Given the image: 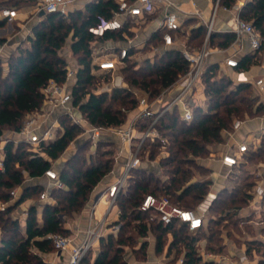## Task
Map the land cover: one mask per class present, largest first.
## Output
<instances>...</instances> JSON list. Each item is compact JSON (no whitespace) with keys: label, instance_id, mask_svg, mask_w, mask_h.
Instances as JSON below:
<instances>
[{"label":"trees","instance_id":"16d2710c","mask_svg":"<svg viewBox=\"0 0 264 264\" xmlns=\"http://www.w3.org/2000/svg\"><path fill=\"white\" fill-rule=\"evenodd\" d=\"M236 1L220 0V6L231 8ZM25 2L26 0H0V10L5 7L16 8ZM117 5L116 0H94L84 9H75L65 14L45 12L41 20L33 25L31 34L26 38L27 44L21 43L5 63L0 58V146L3 145L5 151L4 169L0 170V202L9 203L12 199V189L20 186L23 188L15 204L0 209V264H50L44 255L56 251V248L48 235H72L71 230L64 226L66 217L80 213L94 188L115 166V143L107 140L106 136L99 141L94 153L90 154L88 163V158L78 152L68 159L61 169L55 168L64 187L55 186L52 189L50 196L56 200L54 204L43 203L42 223L38 220L39 206L35 203L27 208L28 215L24 222L11 216L15 207L30 200L35 193L45 190L41 184H24L25 178L44 177L46 170L54 167L53 162L63 154L68 145L82 130L84 132V128L74 123L68 113L62 112L58 116L59 127L54 138L37 146L24 140H7L3 136L6 129L20 131L26 114L41 108L45 99L42 89L50 80L60 84L67 80L70 66L62 54L67 39H71L70 49L77 59L75 82L71 88V104L78 109L81 116L99 127L125 126L129 113L138 108L136 91L146 93L149 100L153 101L191 68L190 62L184 58L183 50L178 47H170L161 53H154L152 57L149 56L154 47L163 45L164 29H160L141 49L133 46L129 48L128 57L118 70L123 77L122 86H111L100 92L90 90L95 77L92 72L95 67V44L105 43L110 39L124 40V32L133 35L128 30L130 21L119 30L107 31L104 36L90 32L89 28L97 25L101 18H111L112 10L117 8ZM239 15L242 19L251 21L264 37V0L248 1L239 11ZM6 21L7 19L2 17L0 27H3ZM176 33L185 37L187 49L198 52L206 42L208 26L201 24L189 33L180 28ZM235 38L234 32L212 30L207 43L226 48ZM5 41L6 37H0V45ZM263 44L255 50L256 54ZM251 63L252 58L247 56L239 61L237 70H243ZM4 64L7 67L5 76L2 75ZM101 78L94 79V88L98 86ZM201 85L207 99V107L196 103L193 106L192 121L182 119L175 108L172 112H164L155 124L156 131L168 139V155L159 166L166 178L158 175V166H147L144 162L132 169L126 190L120 192L116 198L120 214L115 223L120 224L119 230L116 234L102 237L98 254L94 256L93 252L89 251L79 264H128L125 252L129 248L139 255V259L145 260L149 245L147 234L152 230L157 232V254L164 252L172 236L167 251V256L174 255L172 261L183 257V264H213L203 262L196 247L200 236L207 235L208 249L219 251V226L223 221L251 229V226L238 216L240 210L245 208L253 197L255 180L250 171L233 187L218 190V199L209 210V213L217 212L218 216L209 219V232L202 228L195 234H190L184 224L177 221L164 224L153 212L140 209L142 200L148 193L168 196L173 203L184 208H195L212 187V182L207 176L196 178L197 172H212L209 166L200 164L198 159L207 157L211 146L225 142L226 132L232 131L235 119L244 118L245 115L254 117L264 114V104H258L259 97L254 95L253 85L234 84L232 80L220 74L218 63L205 64ZM149 123L148 119L141 120L137 125L138 129H146ZM31 145L34 148L30 147ZM86 146L92 147L90 138H85V141L78 145V149H85ZM160 146L158 139H147L142 145V150L145 151L149 147L151 158ZM144 153L141 151L139 154L143 156ZM257 162H264V133L257 148L250 150L235 168L240 172L244 170L245 163ZM130 227L136 231V235ZM137 237L143 240L138 241ZM246 245L248 253L256 250L264 256L262 240L252 239L247 241ZM260 263L264 264V258Z\"/></svg>","mask_w":264,"mask_h":264},{"label":"built area","instance_id":"2783aa9c","mask_svg":"<svg viewBox=\"0 0 264 264\" xmlns=\"http://www.w3.org/2000/svg\"><path fill=\"white\" fill-rule=\"evenodd\" d=\"M74 0H41V9L46 13L58 12L65 14L69 11V5ZM117 8L112 10L111 18H101L97 25L89 28L90 32L97 36H104L107 31H115L124 27L126 21L129 18L136 19L143 17L148 13H152L157 6L164 5L166 7H176V4L167 0H116ZM213 2L212 18L208 22V34L206 42L203 48L198 52H193L184 47V58L190 62L191 68L182 75L179 80L174 84L165 88L155 100L150 101L146 93L136 91L139 99L138 108L135 110V115L128 121L125 126H110L99 127L93 125L83 116H76L74 110L76 109L72 104V95L66 87V82L60 84L55 80H50L48 84L42 89L45 95L43 105L40 111L34 115H31L26 119L20 129V131H13V135L5 137L7 140L14 139L16 142L24 140L32 145H39L44 141L54 138L57 128L55 126L44 127V105L49 104L52 106H61L65 112L69 114L74 123L81 125L84 128V136L90 138L92 143V151L96 149L99 141L107 135L113 134L118 136L123 143L129 148L127 160L124 165V171L121 176H118L106 189L100 192L98 202L101 198L105 197L108 201V208L106 214L108 215L113 205L116 203L118 194L125 191L127 188V180L130 171L143 164L140 156V148L144 141L147 139L155 140L159 137L158 132L155 129V124L159 117L166 111L172 112L177 108L180 117L188 122L194 118L193 106L196 101L193 98L194 90L201 86V75L206 64V60L211 54V50L208 48V37L213 30V20L220 6V0H210ZM247 0H239L234 8L241 10L246 4ZM228 9V7H225ZM1 16L7 19L11 23L18 16L17 8L5 7L0 10ZM196 14L202 16V10L196 7ZM182 26L178 14L176 11L169 9L165 10L164 18L159 23L158 29H164L162 35L163 46H156L153 49V53H161L165 49L173 47L175 44L176 33ZM235 32L238 36L245 34L248 36L251 47L253 50H258L264 43V37L256 29L251 21L244 20L240 17L239 13L235 16ZM128 45L120 47L118 50L114 47L113 51L108 54H103V49L98 51L97 54H93V67L92 72L94 75L101 73L111 74V86L120 87L123 85V77L118 72L120 66L124 63L125 58L128 57L130 47H134L131 44L130 39ZM94 51V50H93ZM134 56H132L133 58ZM239 60L234 56H228L224 61V67H228L233 70L232 73L228 72L227 78L232 80L234 84L239 83H251L256 86L264 100V75L252 80L244 70H237ZM76 69L69 67L67 73V81L75 77ZM150 120L146 129L140 131L138 129V123L141 120ZM243 124V120L235 119L233 123L232 131L226 132L228 135H232L235 131L239 130ZM16 136V138H14ZM262 135H258L254 140H245L238 143L236 146L231 147L225 152L221 153V164L225 168L232 170L239 166L245 155H248L250 150L256 149L260 144ZM134 140H139L138 146L134 149ZM162 143H166L164 139H161ZM4 146H0V170L4 169ZM167 158V154H163L159 158L151 160L154 166L161 164L163 160ZM212 174V173H211ZM220 171H217L213 176H210V180L213 183L220 175ZM44 176L54 185L60 188L64 187V183L60 181L59 174L54 167L46 170ZM17 188H14L11 192L16 197ZM254 198L253 203L258 204L260 207L264 204V181L256 184L253 190ZM50 197L48 190H44L40 199L42 202H48ZM218 199V191L210 189L203 199L193 209L181 207L178 204L173 203L168 196H157L153 193H148L142 200L140 209L143 211L153 212L160 221L164 224H170L172 222H179L188 227L191 233L197 232L202 229L206 223V217L214 201ZM97 202V203H98ZM6 204H2L1 209H4ZM258 223H264L260 221ZM105 219L98 224L87 229L86 238L83 243L79 245L74 244V238L72 236H66L59 233L49 234L48 237L52 240L56 251H70L69 264H79L82 258L93 249L96 242H98L103 235V228ZM120 224L113 226L114 231H118ZM203 262H212L213 264H260V258L255 257L250 259L247 252H243L238 259L233 260L229 255H223L216 252H203L201 254ZM183 257L178 260V264H183Z\"/></svg>","mask_w":264,"mask_h":264},{"label":"crops","instance_id":"0c3cea01","mask_svg":"<svg viewBox=\"0 0 264 264\" xmlns=\"http://www.w3.org/2000/svg\"><path fill=\"white\" fill-rule=\"evenodd\" d=\"M29 0H26L25 4L21 10H18V16L14 20H20L17 22V27L15 34L13 37L15 38V45L18 43H21L23 38L27 37L29 33L32 30V25L30 26L31 28L28 27V24L24 21L27 19L28 15H33L36 13L37 10L39 11V19L41 20L42 18V12L43 10L41 9V0H34L35 4H28ZM94 0H74L72 3L69 5V11L75 10V9H84L86 5ZM169 2H173L176 4V7H166L163 4L160 6H157V8L152 12L144 15L143 17H139L136 19L129 18L126 22L130 21L131 26L128 27V30L133 33V35H130L128 32H124L123 35L125 37L124 40L121 41H115L113 39H110L106 41L105 43H108V45L114 46L117 50L125 45H128V40L130 39L131 44L134 45L135 48L141 49L146 41L159 29V23L163 20L164 18V13L166 9L169 10H174L177 12L178 17L180 21L182 22L181 28L185 30L187 33H189L193 28L198 27L201 24H208V22L212 18V9H213V2L210 0H167ZM239 0L236 1V3ZM250 0H247V2ZM246 2V3H247ZM234 4V6L236 5ZM231 7L228 9H225L224 6H219L217 13L214 17L213 20V30L217 32H235V16L238 12L235 8ZM196 7L200 8L202 10V16H199L196 14ZM3 16H1L0 13V19ZM14 20L9 23L6 21L7 26L6 27H0V32L2 34H6L8 31L9 33L15 29L13 27V22ZM39 20V21H40ZM36 24V23H35ZM34 24V25H35ZM208 26V25H207ZM9 28V29H8ZM11 28V29H10ZM11 34V33H10ZM8 35V34H7ZM175 44L173 47H178L180 49H183L185 45V37H182L181 35H178L177 33L175 34ZM71 41V39H70ZM11 44V43H10ZM14 46V45H10ZM163 46V45H162ZM159 46V47H162ZM208 48L211 50V54L206 60V63H218L219 64V70L220 74L223 72L222 75L226 76L229 73H232L233 70L224 67V61L228 56H234L237 58L239 61L244 59L247 56H250L252 58V63L249 65V67L243 69L247 75L252 79H256L260 76L264 75V44L263 47L255 53V50L252 49L249 38L247 35L242 34L238 36L236 34L235 40L226 48H221L215 45H207ZM6 46H0V58H2L3 51L6 49ZM93 54H97L95 51V48L93 49ZM153 51L150 53V57L153 56ZM94 56V55H93ZM139 56H143V54H139ZM70 66V64H69ZM72 69H76L74 66H70ZM111 75L109 72L108 73H101V75ZM102 76V77H103ZM97 77L93 78V80ZM66 87L69 91H71L72 85L75 82V77L70 78L68 81L66 80ZM251 84V83H250ZM101 82H98L97 89L94 90L95 92H99L102 89H108L111 87V82L109 81L106 84H102ZM107 85V87H105ZM253 85V84H252ZM254 87V95L259 97L258 104L263 103L264 100L262 99L261 95L259 94L258 89L256 88L255 85ZM193 98L196 101V103L201 104L204 108L207 107V102H206V96L203 92V87L202 85L197 87L194 92H193ZM65 112L64 108L61 106H52L49 104L44 105V127H49V126H55L56 128L59 127V122H58V116L60 113ZM74 113L76 116H80L78 109L76 108L74 110ZM135 115V111L129 114L128 121L131 120V118ZM128 123V122H127ZM264 133V114L263 115H257L254 116L253 118H247L243 120V124L241 128L237 131H235L232 135H230L232 140L234 141L233 146H236L238 143L245 141V140H254L256 136L258 135H263ZM228 136V134H226ZM225 135V136H226ZM84 135L81 136L83 138ZM6 137V136H5ZM16 138V136H14ZM107 140L113 141L117 146V152H119L118 156L116 157V164L113 168V170L102 179V181L94 188L93 192L94 195L92 196L91 203L92 205L89 207L86 206L80 214H78L77 219L72 221L69 224V229L72 232V236L74 238V244L79 245L84 242L86 238V232L87 229L98 224L101 222L103 219H105V224L103 228V235L102 237H106L107 235L114 233L116 234L117 232L114 231L113 226L120 214V208L118 205L115 203L113 207L111 208L109 214H106V210L108 208V201L105 197L101 198L98 202V197L101 191L107 188L109 184H111L118 176H121L123 171H124V165L128 157L129 153V148L127 145H123L121 142L120 138L118 136H115L113 134L107 135ZM216 150V157L214 161L211 163H208L207 166H209L212 169V174H215L217 171H220V175L217 177L215 182L213 183L211 189L215 190H220L221 188L228 187L231 188L238 182H240L239 179H234L231 174L229 173L230 170L222 166L221 164V153L220 152H225V151H218ZM55 168V167H54ZM237 169V168H235ZM229 171V172H228ZM233 171V170H232ZM253 174V179L255 180V185L256 184L263 182L264 181V162L257 163L252 169L249 170ZM230 174V175H229ZM26 184H41L45 187V190H48L49 188L53 185L46 176L40 177V178H32L30 179V183ZM17 188V187H15ZM253 188V190H254ZM22 186L19 187V192L20 194L22 192ZM252 190V191H253ZM253 193V192H252ZM17 194V196H18ZM254 198V194L252 199H250L249 204L240 210L239 212V217L244 220L246 224L251 226L254 230H259L260 236L264 235V223H258L260 221H264V204L260 207L258 204H255L252 202ZM17 200V197H16ZM15 200V202H16ZM98 202V203H97ZM45 203V202H43ZM115 208V209H114ZM43 209V204H41L38 207V212L42 213ZM27 214V212H25ZM255 218V219H254ZM207 220V217H206ZM204 229V227H203ZM196 232H193L190 234H195ZM252 239H260L259 236H252L250 237L247 241H250ZM149 241V239L147 238ZM262 240V239H260ZM172 241V236L169 238V242L171 243ZM101 239L95 243L93 249L91 252H93L94 256L98 254L100 247H101ZM198 245L200 244L203 249L206 251L208 250L207 248V242L206 240H197ZM155 244L156 242H153L150 244V247L148 249V254L147 258L145 260H137L134 255L130 254L131 257L134 259L132 264H139V263H146L149 261V258L154 255V259L152 261L150 260L151 264H178V259L177 261H172L174 258V255L167 256V251L168 249L167 246L162 254H157L155 251ZM170 245V244H169ZM244 246L240 248H234L233 246H230L227 248L229 252V256L232 257L233 260H236L243 254V252H247V245L246 243L243 244ZM169 248V247H168ZM226 249V247H225ZM127 251V250H126ZM152 251V254L150 255ZM205 251H202L205 252ZM216 252V251H214ZM200 253V255L202 254ZM207 253V252H205ZM248 253V252H247ZM252 253L254 254L255 257L256 255V250H253ZM249 254V253H248ZM46 255V261L50 264H69V258H70V251H62L58 252L55 251L54 253H47ZM259 258V257H258ZM263 258H260V262ZM128 263L129 262V257H128ZM261 264V263H260Z\"/></svg>","mask_w":264,"mask_h":264},{"label":"rangeland","instance_id":"374dc122","mask_svg":"<svg viewBox=\"0 0 264 264\" xmlns=\"http://www.w3.org/2000/svg\"><path fill=\"white\" fill-rule=\"evenodd\" d=\"M28 2V4H35V1L34 0H29V1H27ZM25 4H27V3H21L20 4V6H17L16 8L18 9V10H21L22 9V7L25 5ZM39 11L40 10H37L36 11V13H34L33 15H28V17H27V19H25L24 21L28 24V27L29 28H31L30 26L32 25H34L35 23H37L40 19H39ZM20 21V20H19ZM18 20H14V22H13V27H15V29L14 30H12L10 33H9V31L6 33V34H2L1 32H0V37H6V41H5V43L4 44H1L0 46H6L7 45V47H6V49L3 51V54H2V59H3V61H4V63L6 62V60H8V58L11 56V54L13 53V52H15L16 51V49H17V47L21 44V43H23V44H27V41H26V38L27 37H25V38H23V40L21 41V43H18L17 45H15V43H16V41H15V38L13 37V35L15 34V32H17L16 31V27H17V22H19ZM7 26V24H5V26L4 27H6ZM9 29V28H8ZM11 29V28H10ZM8 34V35H7ZM29 34H31V32L29 33ZM11 43V44H10ZM10 45H14L13 47L12 46H10ZM70 47H71V41H70V38L69 39H67V42H66V44L64 45V48H63V50H62V54L67 58V60H68V62H69V64H70V66H74V67H77V59H76V56L75 55H73V53H72V51H71V49H70ZM108 47H110L109 45H108V43H101V44H95V46H94V48H95V51L96 52H98V51H100V50H102L103 49V54H108V55H110V53L113 51L111 48H108ZM93 48V49H94ZM7 74V67L5 66V64H4V67H3V72H2V75L3 76H5ZM221 74H223V72H221ZM103 75H101V76H99V75H97V77H102ZM93 81L94 80H92V83H91V85H90V87H89V89L90 90H92V91H94V90H96L97 89V86L94 88L93 87ZM109 81H111V75H104L101 79H100V82H101V85L102 84H106V83H108ZM100 85V86H101ZM102 87V86H101ZM105 87H107V85L105 86ZM103 90H107V88L106 89H102L101 91H103ZM100 92V91H99ZM38 112L40 111V109L39 110H37ZM37 111H35V112H31V113H29V114H26V116H25V118H24V121L26 120V119H28L31 115H34V114H36L37 113ZM130 114V113H129ZM129 118V117H128ZM247 118H253V117H251V116H246L245 115V117L244 118H242V117H238L237 119H240V120H244V119H247ZM13 131L14 130H12V129H6L5 131H4V135L3 136H6V137H10L11 135H13L12 133H13ZM159 134V133H158ZM82 135H84V132H83V130H82V132H80V134L77 136V138L75 139V140H73L69 145H68V147H67V149L63 152V154L57 159V160H55L54 162H53V166L56 168V169H61L64 165H65V163H66V161L68 160V159H70L74 154H76V153H78V152H80V154H83L84 156H86L87 158V160H86V162L88 163V161H89V157H90V154L91 153H94L92 150V147H89V146H86L85 147V149H82V150H79L78 149V145L81 143V142H83V141H85V138H87L86 136H83V138H81V136ZM232 137L230 136V135H226L225 136V142L224 143H219V144H216V145H213V146H211V148H210V150H211V152H210V154H208L207 155V157H204V158H200V159H198V161H199V163L200 164H204V165H207L208 163H211L212 161H214V159L215 158H217L216 157V150H218V151H226V150H228V149H230L231 147H233V145H235V144H233L234 143V141L231 139ZM160 142H161V139H164L165 140V144L164 143H162L161 142V146L160 147H157V149L155 150V154H154V156L153 157H151V158H149V147L145 150V151H143L142 149V146H141V148H140V150L142 151V152H145L144 154H143V156H141V158H142V161L144 162V165L146 164L147 166L149 165V166H151V165H153V163L151 162V160H153L154 158H159V157H161L164 153L165 154H167L168 155V148H167V146H168V139L166 138V137H163V136H161L160 134H159V137L157 138ZM138 143H139V140H134V142H133V146H134V149H136V147L138 146ZM117 145L116 144H114L113 145V148L115 149V158L119 155L118 153L119 152H117V147H116ZM30 147H32V148H34L32 145L30 146ZM95 151V150H94ZM141 151H139V152H141ZM217 151V152H218ZM220 153H222V152H220ZM258 163V162H257ZM257 163H245V167H244V170H242V171H240L239 172V170L238 169H232V170H230V174H231V176L234 178V179H236V178H240V179H242L243 178V176H245V173L247 172V171H249L250 169H252ZM115 164H116V159H115ZM158 167L160 166V164L159 165H157ZM157 172H158V175H160V176H162V178H166V175L161 171V169H160V167L158 168V170H157ZM229 174V175H230ZM204 177V176H207L208 178H210V176H211V172H209L208 174L207 173H201V172H197L196 173V178H199V177ZM104 179V178H103ZM239 179V180H240ZM26 183H30V179L29 178H25V182H24V184H26ZM55 186L54 185H52L50 188H49V195H50V193H51V191H52V189L54 188ZM45 188V187H44ZM14 189V188H13ZM12 189V190H13ZM17 194H18V192H19V187H17ZM12 192V191H11ZM42 193V192H41ZM41 193L40 192H37V193H35V195H33L32 197H30L31 199L30 200H28V201H26V202H24V203H22L21 205H19V206H17V207H15L12 211H11V216L13 217V218H19L20 219V221L21 222H24L25 221V219H26V217H27V215L28 214H25V212H27V208L33 203H35V204H37L38 206H40L41 204H43V202L41 201V199H40V195H41ZM94 195V192L92 191V193H91V196H90V199L88 200V202L86 203V205L84 206V208L87 206L88 207V205H89V207L92 205V203H91V200H92V196ZM16 197H17V195H16ZM16 197L14 196V195H12V199H11V201L9 202V203H4V204H6V206L5 207H7L9 204H15V200H16ZM56 202V200L54 199V198H52L51 196L48 198V203H51V204H54ZM2 202H0V209H1V207H2ZM83 208V209H84ZM82 209V210H83ZM115 209V208H114ZM82 210L80 211V213L82 212ZM80 213H75V214H73V215H71V216H67L66 217V220H65V223H64V226L66 227V228H69L68 226H69V224L68 223H71L72 221H74L75 219H77V216H78V214H80ZM37 216H38V220H39V222L40 223H42L43 222V216H42V213L41 212H38V214H37ZM213 216H218V213L217 212H211V213H208L207 214V220H206V223H205V226H204V230L205 231H208L209 232V219L211 218V217H213ZM239 216V215H238ZM255 219V218H254ZM131 231H132V233L133 234H135L136 235V231L132 228V227H130L129 228ZM219 229H220V232H219V234H220V240L221 241H219V242H221V245H217V246H219V248H220V250L219 251H216V253H220V254H223V255H230L229 254V252H228V250H227V248H229L230 246H233L234 248H240V247H242V246H244L243 244L244 243H246L247 242V240L250 238V237H252V236H259V238L260 239H262V241L264 242V235L263 236H260V232H259V230H254L253 228H247L246 229V227H243V226H233V225H231V224H229V223H227L226 221H223L222 223H221V225L219 226ZM156 234H157V232L156 231H154V230H152V232H150V233H148L147 234V238L149 239V245H148V247H147V249H146V253L148 254V249H149V247H150V244L151 243H153V242H156ZM206 236L207 235H204V236H200V239L199 240H206ZM138 239V241H142L143 239L142 238H140V237H137ZM198 240V241H199ZM207 242V241H206ZM168 244H169V241H168ZM182 246H183V244L182 245H180V247L182 248ZM196 247H197V249H198V251H199V253H202V251H205L204 249H203V247L199 244L198 245V243H196ZM225 247H226V249H225ZM211 251H213L214 252V250H210V249H208V250H206L205 252H211ZM55 251H53V252H51V253H54ZM180 252V251H179ZM130 254H132V255H134V257L137 259V260H141V259H139V255H137L134 251H133V249L132 248H129V249H127V251L125 252V258H126V260L128 261V257H129V262H130V264H132L133 263V261H134V259L131 257V255ZM152 254V251H151V253H150V255ZM182 254V253H181ZM181 254H179L180 255V257H181ZM249 255V257H250V259H252V258H255V256H254V254L253 253H249L248 254ZM256 255H257V257H259V258H264V256H262V254L260 253V252H257L256 251ZM44 258L46 259V255H44ZM152 259H154V255H152L150 258H149V261L147 262V264H151V262H150V260L152 261ZM143 261V260H142ZM129 264V263H128ZM139 264H146V263H139ZM154 264V263H153Z\"/></svg>","mask_w":264,"mask_h":264},{"label":"water","instance_id":"95a60500","mask_svg":"<svg viewBox=\"0 0 264 264\" xmlns=\"http://www.w3.org/2000/svg\"><path fill=\"white\" fill-rule=\"evenodd\" d=\"M44 13H45V11H43V12H42V14H44ZM169 244H170V242H169ZM169 244H168V246H167V248H166V249H168V247H169Z\"/></svg>","mask_w":264,"mask_h":264}]
</instances>
